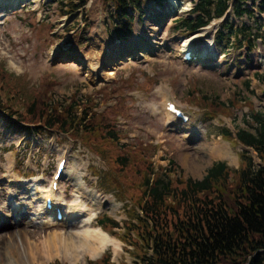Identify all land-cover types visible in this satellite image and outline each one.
<instances>
[{
  "label": "rangeland",
  "instance_id": "374dc122",
  "mask_svg": "<svg viewBox=\"0 0 264 264\" xmlns=\"http://www.w3.org/2000/svg\"><path fill=\"white\" fill-rule=\"evenodd\" d=\"M140 3L142 13L129 11L133 25L124 37L115 35L114 5L108 0H88L82 10L69 16L60 15L52 0H23L7 11L0 5V196L5 194L0 203V264L12 262L4 248L10 246L12 237L20 243L16 227L38 231L40 237L69 230L65 224L38 229L32 191L25 192L33 179L40 188H48L63 155L67 157L66 174L56 196L62 212L69 209L78 176L83 182V190H78L81 204L95 209L100 203L97 218L107 217L119 225L102 228L117 240L118 253L107 247L94 257L80 255L73 264L138 263L140 250L120 237L127 240L126 226L136 221L143 176L201 180L216 162L238 169L242 154L259 164L256 153L234 137L239 130L252 131V115L264 110L263 85L258 80L264 76V38L253 40L252 50L245 42L239 48L234 38L229 40L232 46L216 44L221 20H214L194 33H202L190 46L196 59L184 62L177 48L194 35L178 31L176 26L179 19L194 17L190 12L194 0ZM257 4L246 0V6L261 20L259 28L255 20L239 19L231 12L229 24L237 28L245 24L254 34L264 33V14ZM182 8L186 10L177 14ZM153 26L156 31L151 32ZM223 33L227 35V31ZM154 37L165 38V44L159 52H150L148 60L123 59L105 79L94 82L85 77L83 63L98 62L97 71H108L105 62L114 64L131 51L140 52ZM161 85L169 88L166 97L189 115L184 129L175 128L161 112L162 99L157 93ZM36 98L63 104L76 100L77 113L87 109L96 130L69 136L12 131L9 125L18 118L10 111L21 115ZM20 124L33 128V124ZM224 131L230 138L223 136ZM110 132L116 139H109ZM213 145L222 151L228 148L230 153L212 157L209 149ZM119 158L127 159L125 166L117 162ZM91 193L97 197L93 199ZM19 200L25 204L16 209L13 203ZM95 219L91 224L97 227ZM29 236L24 237L28 238L26 244L34 242ZM130 236L134 238V232ZM32 264L71 263L60 252Z\"/></svg>",
  "mask_w": 264,
  "mask_h": 264
},
{
  "label": "trees",
  "instance_id": "16d2710c",
  "mask_svg": "<svg viewBox=\"0 0 264 264\" xmlns=\"http://www.w3.org/2000/svg\"><path fill=\"white\" fill-rule=\"evenodd\" d=\"M108 1L114 5L115 35L124 37L131 33L133 18L129 11L142 13L140 0ZM256 1L258 11L264 14V0H251L252 5ZM52 2L59 7L60 15L69 16L82 10L88 0ZM190 12L194 17L179 19L178 31L193 34L212 21L221 20L216 44L232 46L234 43L229 40L234 38L239 48L245 42L252 50L253 40L264 38V33L254 34L245 24L234 27L227 20L231 12L236 18L255 20L257 28L261 26L246 0H195ZM258 80L264 91V76ZM78 105L76 100L63 104L36 98L21 115L10 111L18 120L9 126L15 132L35 130L36 134L56 132L67 136L95 131L97 127L90 124L87 109L77 113ZM252 121L254 129L239 130L234 139L256 153L258 165L242 154V166L238 169L231 170L224 162H216L201 180L143 176L136 221L126 226L127 240L120 237L140 250L137 264H264V110L252 115ZM20 123L33 124V128ZM222 134L226 138L231 136L227 131ZM108 137L116 139L113 132ZM126 161L117 159L122 166ZM96 224L101 228H119L117 222L107 217L97 218Z\"/></svg>",
  "mask_w": 264,
  "mask_h": 264
},
{
  "label": "bare ground",
  "instance_id": "6f19581e",
  "mask_svg": "<svg viewBox=\"0 0 264 264\" xmlns=\"http://www.w3.org/2000/svg\"><path fill=\"white\" fill-rule=\"evenodd\" d=\"M23 0H0V5L4 8L5 11L10 7L11 9L19 4L22 3ZM176 6V4H174ZM186 9L182 8L181 10L177 11V14H180L182 11ZM176 12V11H175ZM174 15V14H173ZM156 31V28L153 26L151 28V32ZM157 35V33H155ZM152 36V35H151ZM202 36V33L196 34L193 37H191L188 40H185L181 46H179L177 49V55L179 57H182L185 53L190 52V46L191 42L197 41ZM154 40L152 42H149L140 52L134 53L131 51L130 55L126 56L125 58H118L115 60L114 64L111 62H105V66L107 67L106 70L108 71H97L99 69V63L95 62L94 64H82L81 66L85 69V77L92 81H97L98 79H105L106 77L113 74L111 70H114L116 66L119 64H123L124 61L131 60V59H140V60H148V55L151 53L159 52L161 48L164 46L165 38H153ZM161 39V40H160ZM97 64V66H96ZM104 70V69H103ZM157 93L160 95L162 99L161 104V112L167 119L169 123H173V126L177 129H184V125L181 124L179 121H176L169 112L165 110L166 108V101H169V99L166 97L169 93V88L167 85H161L157 89ZM152 108V112L155 115L157 114V111L154 107ZM189 121L187 122V124ZM180 125V126H179ZM184 137L186 138L187 135L185 134ZM225 151H222V148L213 145L210 147L209 152L212 157H218L222 153L223 154H229V149L224 148ZM62 159V157L59 158L57 163ZM66 174L65 170L63 171L60 179ZM33 183L30 187H25V192L32 191L30 197L32 200L35 201V206H33L34 214L35 216H38L36 226L40 230H44L50 226H57L61 224H65L69 227V230L64 233H57L54 232L52 234L48 233L45 236L40 237L38 231H32L27 232L24 229H18L16 227V232L19 236V244L16 241L15 238H11L12 234H8L10 239V246H7L4 248L6 255L11 258L12 262H9L7 264H32V262H38L40 259L50 260L54 258L58 253H62V256L65 258H69V262L73 264V262L76 260V258L80 255H92V257L98 255V253H101L103 249L107 247H111L113 252L116 254L119 250V245L116 239L110 237L103 229L100 227L92 226L91 223H93L94 219L97 217V214L100 212L101 205L100 203L96 204V208H88L84 204H81L80 202V193L78 190H83V182L82 180L76 176L75 177V185L76 190L73 194V200L69 205V209L66 211H63V219L61 222H57L54 219L53 213L46 212L44 210V200L49 196L51 198H54L56 201V205L62 207L60 203L57 202L56 196L58 197L60 195V192L57 191L54 193L50 188L48 184V188H40L37 185V180L33 179ZM50 183V181H49ZM91 196L93 199H95L97 196L94 193H91ZM5 198V194H1L0 196V203ZM54 201V206H55ZM25 202L19 200L18 202L13 203V206L16 207V209L23 207ZM31 205V202L28 203ZM13 218H17L13 215ZM82 218V219H81ZM81 219V220H79ZM1 220V216H0ZM81 224V225H80ZM3 225H6V222L3 223ZM25 235H31L29 236L34 239L33 243H25V241L28 240V238L25 240ZM37 237V238H36ZM41 238V239H39ZM15 239V240H14ZM16 256V258H13Z\"/></svg>",
  "mask_w": 264,
  "mask_h": 264
},
{
  "label": "water",
  "instance_id": "95a60500",
  "mask_svg": "<svg viewBox=\"0 0 264 264\" xmlns=\"http://www.w3.org/2000/svg\"><path fill=\"white\" fill-rule=\"evenodd\" d=\"M193 35V34H192Z\"/></svg>",
  "mask_w": 264,
  "mask_h": 264
}]
</instances>
